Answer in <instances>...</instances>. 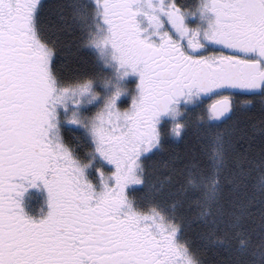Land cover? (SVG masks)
I'll list each match as a JSON object with an SVG mask.
<instances>
[{
  "label": "snow or ice",
  "instance_id": "snow-or-ice-1",
  "mask_svg": "<svg viewBox=\"0 0 264 264\" xmlns=\"http://www.w3.org/2000/svg\"><path fill=\"white\" fill-rule=\"evenodd\" d=\"M0 264H264V0H0Z\"/></svg>",
  "mask_w": 264,
  "mask_h": 264
},
{
  "label": "trees",
  "instance_id": "trees-1",
  "mask_svg": "<svg viewBox=\"0 0 264 264\" xmlns=\"http://www.w3.org/2000/svg\"><path fill=\"white\" fill-rule=\"evenodd\" d=\"M61 0H46V3L55 5L60 3ZM191 2V0H189ZM49 27V39L54 41L57 45V48L61 53V64L63 65L62 70L71 75L76 72L77 69L83 70H91V65L93 63V54L88 51H77L78 44V33H69L67 31H61L62 22L59 18L52 14L50 19L48 20ZM68 138L72 139L71 132L67 133ZM185 141L175 142L174 149L181 154L185 153L187 149L193 145H196V150L199 153L200 148L198 146V141L196 134L189 130V132L185 135ZM199 228L196 225H193L192 230L188 232L189 238H191L194 242V246L200 245V240L198 237ZM208 257L212 261H218L219 257L213 255L211 253H207Z\"/></svg>",
  "mask_w": 264,
  "mask_h": 264
},
{
  "label": "flooded vegetation",
  "instance_id": "flooded-vegetation-1",
  "mask_svg": "<svg viewBox=\"0 0 264 264\" xmlns=\"http://www.w3.org/2000/svg\"><path fill=\"white\" fill-rule=\"evenodd\" d=\"M197 112H193L191 115V120L196 121L197 119ZM69 134V133H68ZM177 142H180V140H177ZM47 193L43 189H30L29 192L25 196V207L26 210L29 211L32 215H39L41 213V209L44 210L46 213L47 211Z\"/></svg>",
  "mask_w": 264,
  "mask_h": 264
}]
</instances>
